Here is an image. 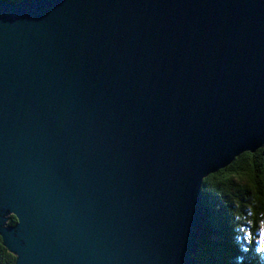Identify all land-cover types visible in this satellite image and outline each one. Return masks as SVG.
Instances as JSON below:
<instances>
[{
  "label": "water",
  "instance_id": "water-1",
  "mask_svg": "<svg viewBox=\"0 0 264 264\" xmlns=\"http://www.w3.org/2000/svg\"><path fill=\"white\" fill-rule=\"evenodd\" d=\"M263 145L264 0H0L14 264H197L204 179Z\"/></svg>",
  "mask_w": 264,
  "mask_h": 264
},
{
  "label": "trees",
  "instance_id": "trees-1",
  "mask_svg": "<svg viewBox=\"0 0 264 264\" xmlns=\"http://www.w3.org/2000/svg\"><path fill=\"white\" fill-rule=\"evenodd\" d=\"M201 194L205 225L197 242V264H261L253 246L264 231V145L205 178ZM15 221L11 217L9 224ZM14 260L0 239V264Z\"/></svg>",
  "mask_w": 264,
  "mask_h": 264
},
{
  "label": "rangeland",
  "instance_id": "rangeland-1",
  "mask_svg": "<svg viewBox=\"0 0 264 264\" xmlns=\"http://www.w3.org/2000/svg\"><path fill=\"white\" fill-rule=\"evenodd\" d=\"M260 237H261V239H258L257 241H258V243H259V245H258V243H257V248L256 247H254L253 246V248H255V250L258 252H260V259H259V262L261 263V264H264V231L263 230H261L260 231ZM244 239L245 240H248V238H247V236L246 235H244ZM243 247V246H242ZM246 250V251H249V249L248 248H245V247H243V250Z\"/></svg>",
  "mask_w": 264,
  "mask_h": 264
}]
</instances>
